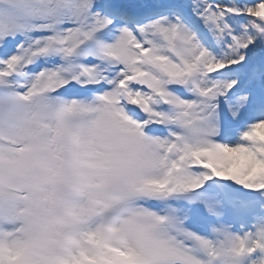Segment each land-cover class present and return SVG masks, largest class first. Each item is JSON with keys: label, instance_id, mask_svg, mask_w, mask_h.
I'll return each instance as SVG.
<instances>
[{"label": "snow or ice", "instance_id": "1", "mask_svg": "<svg viewBox=\"0 0 264 264\" xmlns=\"http://www.w3.org/2000/svg\"><path fill=\"white\" fill-rule=\"evenodd\" d=\"M0 264H264V0H0Z\"/></svg>", "mask_w": 264, "mask_h": 264}]
</instances>
